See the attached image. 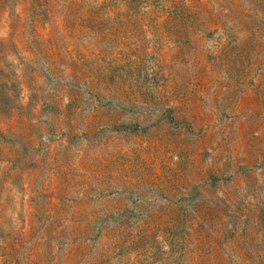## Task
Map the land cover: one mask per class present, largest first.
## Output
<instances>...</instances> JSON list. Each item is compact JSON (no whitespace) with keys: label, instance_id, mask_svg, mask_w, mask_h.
Returning a JSON list of instances; mask_svg holds the SVG:
<instances>
[{"label":"rangeland","instance_id":"obj_1","mask_svg":"<svg viewBox=\"0 0 264 264\" xmlns=\"http://www.w3.org/2000/svg\"><path fill=\"white\" fill-rule=\"evenodd\" d=\"M0 264H264V0H0Z\"/></svg>","mask_w":264,"mask_h":264}]
</instances>
